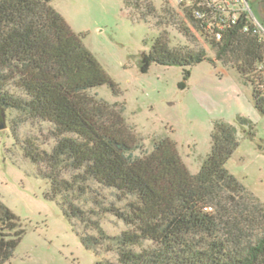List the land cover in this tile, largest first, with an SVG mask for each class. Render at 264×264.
Returning a JSON list of instances; mask_svg holds the SVG:
<instances>
[{
  "label": "trees",
  "instance_id": "1",
  "mask_svg": "<svg viewBox=\"0 0 264 264\" xmlns=\"http://www.w3.org/2000/svg\"><path fill=\"white\" fill-rule=\"evenodd\" d=\"M53 3L0 0V111L17 116V124L47 126V138L54 140L48 148L42 147L46 141L21 140L15 127L12 133L50 182V194L84 225L83 242L98 257L94 264H264V203L225 166L239 145L236 126L215 121L211 151L196 174L169 137L136 154L143 145L125 106L89 92L114 86L112 80L85 46L84 33L75 32ZM182 12L209 39L215 58L174 44L164 27L142 54V71L154 63L180 65L187 77L192 65L217 60L253 86L255 105L264 113V35L244 31L241 21L217 40ZM104 214L125 229L107 234L99 220ZM25 232L0 200V264L14 255ZM102 247L116 258L102 256Z\"/></svg>",
  "mask_w": 264,
  "mask_h": 264
},
{
  "label": "rangeland",
  "instance_id": "2",
  "mask_svg": "<svg viewBox=\"0 0 264 264\" xmlns=\"http://www.w3.org/2000/svg\"><path fill=\"white\" fill-rule=\"evenodd\" d=\"M249 1L256 5V0ZM53 4L75 32L84 33L85 46L112 80L114 86L104 84L89 92L125 106V118L143 145L136 154L150 152L157 139L169 137L177 143L189 171L196 174L211 151L215 121L234 124L239 145L225 166L264 203V113L255 105L253 86L237 69L217 60L192 65L187 77L180 65L154 63L142 71V54L149 52L164 27L174 44L204 49L208 57L215 58L209 39L185 18L174 0H54ZM147 5L155 9L141 14ZM164 7L176 10V15H166ZM252 10L261 22V14ZM183 25L189 27L188 33ZM5 114L7 127L0 130V200L26 230L5 264H94L98 257L83 242L84 225L50 194V182L24 155L12 133L15 127L21 140L46 141L42 147L48 148L54 140L47 138V126L17 124V116L6 110ZM90 217L98 219V215ZM99 220L107 234L125 229L110 214ZM88 233L96 235L97 231L90 228ZM100 252L116 258L104 247Z\"/></svg>",
  "mask_w": 264,
  "mask_h": 264
},
{
  "label": "built area",
  "instance_id": "3",
  "mask_svg": "<svg viewBox=\"0 0 264 264\" xmlns=\"http://www.w3.org/2000/svg\"><path fill=\"white\" fill-rule=\"evenodd\" d=\"M200 21L207 33L220 40L223 33L245 21L243 30L264 35V25L254 14L249 0H174Z\"/></svg>",
  "mask_w": 264,
  "mask_h": 264
},
{
  "label": "flooded vegetation",
  "instance_id": "4",
  "mask_svg": "<svg viewBox=\"0 0 264 264\" xmlns=\"http://www.w3.org/2000/svg\"><path fill=\"white\" fill-rule=\"evenodd\" d=\"M252 8L255 9V11H258L262 16V23L264 25V0H256V5H251Z\"/></svg>",
  "mask_w": 264,
  "mask_h": 264
},
{
  "label": "water",
  "instance_id": "5",
  "mask_svg": "<svg viewBox=\"0 0 264 264\" xmlns=\"http://www.w3.org/2000/svg\"><path fill=\"white\" fill-rule=\"evenodd\" d=\"M7 127L5 110L0 111V130Z\"/></svg>",
  "mask_w": 264,
  "mask_h": 264
}]
</instances>
